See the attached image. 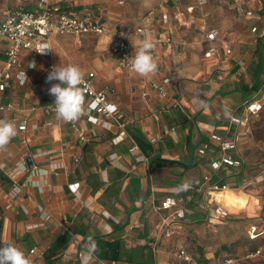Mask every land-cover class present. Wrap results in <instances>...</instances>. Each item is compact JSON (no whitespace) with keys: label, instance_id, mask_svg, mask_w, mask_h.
<instances>
[{"label":"crops","instance_id":"obj_1","mask_svg":"<svg viewBox=\"0 0 264 264\" xmlns=\"http://www.w3.org/2000/svg\"><path fill=\"white\" fill-rule=\"evenodd\" d=\"M202 1L206 4L201 7ZM19 2L26 11L37 9L35 0H0V23L4 11L16 7ZM72 2V6L62 5V8L77 15L84 10L105 7L106 34L56 35L42 43L51 49L47 50L48 60L56 66L75 63L85 75L94 73L96 89L106 91L109 104L121 108L122 119L130 121L125 129L129 138L113 145L109 139L114 134L102 131V142L80 143L75 148L79 162L62 154L63 143L70 133L55 116L40 117L39 129L27 144L18 136L12 139L7 150L0 151V163L7 166L24 159L28 171L24 172L21 199L9 208L0 201V247L3 242H14L32 264H208L222 258L239 257L247 245L252 249L264 246V233L254 240L247 233L252 226L264 228V222L251 221L246 236L243 227L232 222L246 213L256 217L264 213V181L259 187L250 189L235 187L238 180L254 177L264 166V147L256 141L238 144L242 162L239 174L231 166L221 172L231 189L218 199L222 198L224 206L230 210L229 218H210L199 208L200 193L186 206L185 220L172 221L163 233L158 232L156 226L162 217L170 216L173 209L146 215L152 203L187 198L202 186L204 176L212 173V169L208 159L195 157L197 149L204 144L216 148L229 128L238 132L246 129L238 125L231 127L230 118L232 113L242 117V108L253 93L246 95L243 87H252L246 84L245 78H218L216 71L220 60L240 58L253 82L249 66L258 43L264 39L256 42L254 35H245L244 26L262 28L264 23L241 16L236 6L226 0H183L168 5L163 4L164 0ZM189 6H196L194 15L187 13ZM152 10L171 17L166 26L156 23L153 34L165 40L160 51L164 70L149 77L136 76L119 67L109 51V43L119 26L134 28ZM229 19H234V25L227 24ZM218 28L234 33L233 55L206 58L205 53L215 44L205 40V33ZM70 38L80 47L82 41L97 39L93 60H84V54L75 62L72 58L66 62L55 60L57 47L63 48ZM130 39L134 43L141 41L135 34ZM4 48H0V67L5 59ZM35 69L36 73L29 76L25 86L15 77L18 70L14 71L11 86L2 93L4 104L19 100L22 108H26L30 104L24 99L28 89L36 90L40 103H54L49 84L39 80L40 60ZM237 70L235 67L232 73ZM166 79L177 93L176 106L172 108H168V100L160 99L153 87V83L162 84ZM259 97L264 106V90ZM27 116L35 118L36 114L19 110L14 115L18 121ZM47 122L50 123L48 129L45 128ZM160 133L162 137L152 144L150 139ZM133 142L139 147L138 155L130 152ZM28 158L32 167L27 164ZM72 185L77 187V194L70 187ZM12 187V181L0 171V190L7 193ZM41 222L45 223L42 228L26 229L30 224ZM100 240L113 244L111 259L96 255ZM156 240L158 249L153 252L152 244ZM180 249L192 256L194 262L187 263L180 258ZM32 250L35 253L31 254Z\"/></svg>","mask_w":264,"mask_h":264},{"label":"built area","instance_id":"obj_2","mask_svg":"<svg viewBox=\"0 0 264 264\" xmlns=\"http://www.w3.org/2000/svg\"><path fill=\"white\" fill-rule=\"evenodd\" d=\"M183 0H164L163 4L182 2ZM37 9L36 11H26L19 2L14 8H7L3 13V21L0 23V48L4 47L5 59L2 67H0V119L7 118L14 122L17 126L18 134L24 144H27L34 139V132L39 129L38 119L42 116H55L54 105L42 104L36 97V90L28 89L25 93L24 99L30 104L26 108H22L19 100L4 104L2 101V93L11 86L14 71L16 78L21 86H25L31 74L36 73V64L40 60L41 69L38 74L39 80L45 81L51 87L59 81H47V76L54 66L53 62L48 60L49 52L41 55L35 50L40 46L43 41L53 39L56 35H97L102 36L106 34L107 28L105 23V7H97L95 10H84L81 14L77 15L72 12L63 10L62 5L72 6V0H35ZM228 4H234L237 12L243 16L254 20L257 23H264V4L263 0H226ZM206 4V1L200 3L201 7ZM187 13L194 15L196 6H189ZM209 17V14L205 15ZM171 17L169 14L160 12L159 10H152L147 13L141 23L134 28L119 26L115 35L109 43V51L116 58L118 65L121 69L128 70L134 75H137L131 67V56L135 55L134 49L138 48L141 41L147 36L154 39L156 47L153 49L152 54L158 63V70L155 74H160L164 70V62L160 55V51L165 44L162 36L154 37L156 23L161 25H168ZM192 24L195 23L193 19ZM135 34L141 38L139 43L131 41V35ZM247 36L254 35L255 41L264 39V26L262 28L253 27L245 31ZM205 40L213 42L215 45L211 47L206 53V58H213L219 54L233 55L235 49L234 33L225 32L223 28H218L205 33ZM233 61L220 60L216 74L218 78L226 79L233 77L235 79L245 78L246 84L249 87L253 86V82L249 76L246 64L240 59L232 58ZM238 68L235 74L232 69ZM22 73H25L27 80L22 78ZM94 73L85 75L84 84L82 87L88 98L86 107L87 113L77 122H64L58 120L59 124L66 126L70 133L69 139L63 143L62 154L64 156L74 157L76 162L79 159L75 156V148L80 143L102 142L104 132H111L114 134L109 139L113 145H118L126 141L129 137L125 131L129 120L122 119L120 114L121 108L112 106L108 102V94L106 91H98L94 85ZM153 87L159 92L160 99L168 100V108L176 106L175 98L177 93L171 88L168 79L164 80L162 84L153 83ZM264 90V78L261 88L253 91L251 98L242 108V117L238 118L232 113L230 118V126H246L249 117L255 115L261 109V98L259 95ZM23 110L28 113L36 114L35 118L27 116L22 121H18L14 115ZM56 117V116H55ZM50 123L45 124L48 129ZM91 126V127H90ZM95 127H99L94 128ZM25 134H28V138ZM162 137L161 133L153 136L150 139L152 144L156 143ZM246 138L244 132L235 131L232 128L228 129L227 135L219 141L216 148L204 144L196 150V158H205L210 162L212 173L206 174L203 178V184L198 190H194L187 198H178L177 200H162L157 205L151 204L146 210V215H151L154 212L164 210H171L173 212L170 216L162 217L156 228L158 232L163 233L165 228L171 225L172 221L181 222L186 218V206L197 194H201L199 208L209 214L210 218L225 220L230 216V210L224 206L223 201L218 199V196L229 191L230 185L225 182V177L221 173L226 166H231L236 174L242 171V162L239 157L238 144L243 142ZM130 152L135 155L140 154L139 147L136 143H132ZM140 159V158H139ZM145 161V158H141ZM0 171L7 176L13 184L10 192L0 190V201L6 204L9 208L13 203L18 202L24 192V172L28 171L25 160L22 162L12 163L4 166L0 163ZM264 166L259 168L254 177L241 178L236 182L235 187L240 189H250L258 186L264 181ZM155 186L157 183L154 184ZM75 194L78 193L77 187L70 186ZM29 210V206L26 208ZM43 211V208H41ZM1 219V216H0ZM45 226L44 222L38 224H30L26 227L27 230H34ZM248 237L254 240L264 233V228L252 226L248 230ZM158 241L152 244L153 252H157ZM35 253V250L30 252ZM179 257L187 263L194 262L192 256L187 254L184 249H180ZM264 261V246H258L254 249L245 248L243 254L239 257H227L218 259L208 264H236L240 261Z\"/></svg>","mask_w":264,"mask_h":264},{"label":"clouds","instance_id":"obj_3","mask_svg":"<svg viewBox=\"0 0 264 264\" xmlns=\"http://www.w3.org/2000/svg\"><path fill=\"white\" fill-rule=\"evenodd\" d=\"M156 41L145 37L138 48L134 49L135 55L131 56L132 70L141 77L154 75L158 70V63L152 51ZM51 50L48 45L41 44L35 50L41 55ZM22 78L27 80L25 73ZM59 81L53 84L49 93L55 97L54 111L57 120L64 122H77L87 113V101L82 85L85 80L84 70L75 63L54 66L47 76V81ZM18 134L17 126L7 118L0 119V151L7 150L8 145ZM0 264H32V260L14 242H3L0 247Z\"/></svg>","mask_w":264,"mask_h":264},{"label":"rangeland","instance_id":"obj_4","mask_svg":"<svg viewBox=\"0 0 264 264\" xmlns=\"http://www.w3.org/2000/svg\"><path fill=\"white\" fill-rule=\"evenodd\" d=\"M20 1H23V0H20ZM263 4H264V0H263ZM231 15H233V14H231ZM233 22H234V19H232V21L229 19L227 24L229 26H231V25H234ZM232 27H234V26H232ZM244 27L246 28V30L250 29V25H246ZM82 43H83L81 45L82 47H80L79 43H77L76 40H74L72 38L68 39V41H66V44H68V45L65 44L64 45L65 47L63 46V48H60V46H58L57 49L55 50L56 51L54 53L55 60L57 58V60H59V61L63 60L64 62H66V60L68 61L69 58H72V61L75 62V60L77 58H79L80 56H84V55H85L84 60H87L88 62L90 60H93V58L95 57L94 51L96 49V46L98 45L97 39H87L84 42L82 41ZM262 102H261V109L259 110V112L255 115H251L249 117V121H248L247 125L244 127V128H246L244 130V133L246 135V138L244 139L245 144H250V143H253V141H256V142H259L260 145H262V147H264V106H262ZM257 187H259V186H257ZM257 219L260 220L261 222H264V213L261 217H258V216L256 217L255 215H253V213H251V214L246 213L242 217H240L239 219H236L235 221H232V222H234V225H238L239 227H243L244 234L246 236L247 225L251 221H254ZM227 244H229V243H227ZM247 248H251L250 245H247ZM242 264H264V261L258 260L255 262L254 261L253 262H246V263H242Z\"/></svg>","mask_w":264,"mask_h":264},{"label":"trees","instance_id":"obj_5","mask_svg":"<svg viewBox=\"0 0 264 264\" xmlns=\"http://www.w3.org/2000/svg\"><path fill=\"white\" fill-rule=\"evenodd\" d=\"M249 70L253 79V86L252 88L243 87V91L246 95L252 91L259 90L260 85L263 83L261 76L264 75V42L262 41L258 43L255 51V57L250 63ZM112 247V243L100 240L98 248L96 249V255L101 259H111L110 248Z\"/></svg>","mask_w":264,"mask_h":264},{"label":"water","instance_id":"obj_6","mask_svg":"<svg viewBox=\"0 0 264 264\" xmlns=\"http://www.w3.org/2000/svg\"><path fill=\"white\" fill-rule=\"evenodd\" d=\"M27 164H28L30 167H32V162H31V159H30V158L27 159Z\"/></svg>","mask_w":264,"mask_h":264},{"label":"bare ground","instance_id":"obj_7","mask_svg":"<svg viewBox=\"0 0 264 264\" xmlns=\"http://www.w3.org/2000/svg\"><path fill=\"white\" fill-rule=\"evenodd\" d=\"M224 197H226V194H225V196Z\"/></svg>","mask_w":264,"mask_h":264}]
</instances>
